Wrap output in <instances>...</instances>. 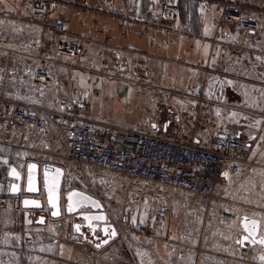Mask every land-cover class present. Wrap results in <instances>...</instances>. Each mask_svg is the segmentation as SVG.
Instances as JSON below:
<instances>
[{
    "label": "built area",
    "instance_id": "2783aa9c",
    "mask_svg": "<svg viewBox=\"0 0 264 264\" xmlns=\"http://www.w3.org/2000/svg\"><path fill=\"white\" fill-rule=\"evenodd\" d=\"M6 1L0 0V141L24 140L39 148L28 151V157L61 166L62 194L76 188L104 205L116 194L134 190L155 198L157 222L169 217L178 203L185 219L176 222L174 255L157 260L151 253L154 264H264L263 244L238 243L246 234L243 215L258 220L256 237L264 240V121L248 134L231 124L205 135L187 133L183 127L157 131L150 123L146 130L107 121L96 128L89 114L90 88L69 85L68 93L58 94V76L79 66L84 48L78 39L65 37L63 19L48 16L53 0H17V9H8ZM178 13V0H159L160 19L173 21ZM225 18L238 32L217 36L219 52L239 53L260 42L264 58V21L232 8ZM83 72L88 83L99 76L91 64L83 66ZM260 86L249 90L256 94L264 89ZM134 180L142 187H135ZM8 188L0 182V207L9 203L22 214L21 194ZM50 220L47 216L50 224L34 226L23 241L33 243L54 228L52 234L59 240L73 230L72 223L62 231L60 223ZM137 231L149 230L140 225ZM123 244L119 249L132 247L140 264L136 252L145 246L126 240Z\"/></svg>",
    "mask_w": 264,
    "mask_h": 264
},
{
    "label": "crops",
    "instance_id": "0c3cea01",
    "mask_svg": "<svg viewBox=\"0 0 264 264\" xmlns=\"http://www.w3.org/2000/svg\"><path fill=\"white\" fill-rule=\"evenodd\" d=\"M52 3L48 16L63 19L66 26L65 37L78 39L84 48L79 66L58 76L57 83L61 84L58 94L68 93L69 85L90 88L89 114L96 128L101 121H107L145 130L150 123L157 131H174L176 127H183L187 133L201 132L197 127L200 123L193 119H187L195 121L191 124L181 119H178L179 124L177 120L176 124L173 123L169 114L174 109L168 108L167 103L174 99L177 103L190 99L199 103L202 100V96L197 99L195 96L186 97V94L190 96L186 90L206 86L205 76L213 69L211 64L222 58L215 46L221 40L217 36L238 32L236 25L225 18L229 9H237L242 14L264 21V0H179V14L173 21L159 18V0H53ZM6 6L8 9H17L19 2L7 0ZM89 64L94 66L99 75L92 83L87 82V75L83 72V66ZM61 71L58 68V73ZM233 123L231 125L240 126ZM36 150L39 148L31 147L21 139H15V143L0 142V182L5 188L10 182L7 177L9 166L20 168L30 159L36 160L40 165L43 163L38 158L28 157V151ZM4 161L7 163H3ZM105 210L116 228L118 238L123 237V242H133L131 244L135 247L145 244L148 249L150 247L157 260L173 257V243L167 246L160 242L153 244L146 240V234L133 241L130 237L133 232L127 226L136 223L130 218L124 219V216L116 218L110 215L108 207ZM45 211L47 213L49 209L45 208ZM24 212H14L9 203L0 207V264H61V259L66 260L68 257L60 252L64 249L62 241L52 234L57 228L50 229V232L42 234L33 243L23 241L24 236L39 225L34 222L37 215L34 210L30 209L27 216ZM71 219V216L63 212L60 217L50 221L60 223L59 229L66 231V224ZM165 219L162 222L163 235L166 236L169 230L170 235L175 233L174 239L178 238V232H175L177 228H173V218ZM45 223L50 224L47 218ZM82 230L93 242L84 240L74 230L68 231L70 234L67 238L74 244V248L67 252L70 264H80V260L75 257L80 252L83 253L82 250L89 255L97 253V263L124 264L123 260L119 261L114 257H110V260L100 258L102 252L112 249L111 243L114 240L98 248L96 244L102 238L99 231L90 236L88 229ZM158 247L162 248L160 250L172 247V251L169 256H162L158 253ZM72 256L73 259L70 258Z\"/></svg>",
    "mask_w": 264,
    "mask_h": 264
},
{
    "label": "rangeland",
    "instance_id": "374dc122",
    "mask_svg": "<svg viewBox=\"0 0 264 264\" xmlns=\"http://www.w3.org/2000/svg\"><path fill=\"white\" fill-rule=\"evenodd\" d=\"M262 49L261 43L257 42L251 47V49H243L239 53L223 54L222 58L216 60L215 64H211L213 69L207 76H205L207 79L205 87H200L199 89H197V87L189 88L186 90L190 95L187 96L186 94V97L195 96L197 99L199 96H202V100L199 101V103L195 99L179 103L175 102L174 99L167 103L168 108L174 109V112L169 114V117L173 118V123L177 120V124H179L178 119L184 120L188 124L195 123L196 121L197 123H200L197 127L201 132L195 134L204 135L207 132L213 131L216 126L232 124L233 122H235L233 124L240 125V127L242 126L241 128L246 130L247 134L256 132L258 127L263 125L262 122L264 121V119H259L260 116L264 115V89H258L255 94L249 90V86L257 85L258 87H262L260 84H264V58L263 55L260 54ZM177 93L178 95H181L179 94L180 92ZM252 102L254 103V106L250 105ZM195 108L197 112H194ZM189 117L193 118L195 121H188L187 119H189ZM185 130L187 131V129ZM0 142L5 143L3 141ZM132 184L135 187H142V185L136 182V180L132 181ZM175 195L178 196L174 193V196ZM154 199L155 198H152L147 194L137 193L136 191L131 190L116 194V197L113 196L109 200L104 201V204L111 212L110 215H113L116 218L124 216V219L130 218L133 223H136L135 225L128 224L127 226L128 230L133 232L130 234L133 241L134 238H143V236H140L142 234L137 231L138 226L141 224L146 226L147 230H149L148 233L144 235L146 240L152 241L153 244L160 242L166 246L168 244L172 245L175 233L170 235V231L168 230V236L167 233L166 236L163 235L162 226H164V224L162 225V222H157L155 219L153 205L156 201ZM179 208L180 205L175 203V206L171 207L168 214L169 217L166 218L169 220L171 217L173 218V228H177L178 219H185V216H183L182 211H180ZM187 216L191 218L190 214H187ZM169 224H172L171 221H169ZM124 231H126V229ZM124 233L125 232H123V234ZM63 237L64 238L59 239L62 241L63 244H61V246L64 248L61 249L60 252L69 256V253L67 252L71 249V243L66 242H71V240L68 239L69 235L68 238L65 235ZM120 243L123 246L125 245L123 244V237L117 238L111 243V248L113 250H109L112 252L116 251V256L119 255L115 258L121 261V252L126 260L133 261V264H137L134 260L133 252L129 250H132L133 248L130 247L125 250L119 249ZM144 245L145 244H143V246ZM160 249L162 248L158 247V253L162 256H169L172 251V247L164 248V250ZM174 252L175 250L172 251L173 254ZM88 256L89 255L86 254L84 257L79 256L80 264H83V262H85L84 264H100L102 262H94ZM68 258L66 260L61 259L63 260L61 264H70ZM70 258L73 259L74 257L72 256ZM75 259L78 258L75 257ZM139 259L144 264H150L151 262V256L144 251L140 254ZM122 262L127 264L125 261Z\"/></svg>",
    "mask_w": 264,
    "mask_h": 264
},
{
    "label": "water",
    "instance_id": "95a60500",
    "mask_svg": "<svg viewBox=\"0 0 264 264\" xmlns=\"http://www.w3.org/2000/svg\"><path fill=\"white\" fill-rule=\"evenodd\" d=\"M31 165H35V168L32 169V189L29 191V168ZM13 169H15V174L13 173ZM48 172V179H49V187H51L53 179L57 177V170H59L58 176V186L57 191L54 193V198L56 199L57 208H52L49 204L48 197V189L44 185V174L45 171ZM7 177L10 179L9 182V193H20L21 194V205L25 210V216L29 215V210L32 209L36 212V218L34 220L37 224H44L46 221L47 216L50 218H58L65 212L66 215L71 216V222L73 224V230L78 232L82 235L84 240L88 242H93V240L88 236L85 235V232L82 229H88V233L90 236H94L96 231H99V235L102 236L100 242L96 244L98 248L106 245L110 241H112L116 235L117 231L113 223L109 220L107 216V212L102 204V202L81 191L76 188H73L66 193L62 194L61 192V184L63 179V168L57 164L43 162L41 165L36 160L30 159L26 162L25 166H21L17 168L14 165L9 166ZM15 188V191L13 189ZM70 193H78L82 197H87L88 202L83 206L85 209L79 211L81 208H77L72 212H69L68 209V195ZM77 197H73V201H75ZM25 201H29V204L26 206ZM95 202L99 205V207H95L92 202ZM39 205V206H36ZM45 208H48L49 211L46 213ZM58 211V215H53V212ZM74 215V216H73ZM85 216L88 217H104L103 220H86L84 219ZM247 218V220H245ZM91 224V228L89 227ZM241 224L245 229V224L248 226V231H245L246 234L241 236L239 241L244 242H259L262 240L256 237L257 230L259 227V222L257 219L248 218L247 216L243 215L241 217ZM77 226H79V231H77ZM107 230V232L105 231ZM115 232V236H112L111 233ZM251 233V235H249ZM247 237L245 240L244 238ZM264 245V244H263Z\"/></svg>",
    "mask_w": 264,
    "mask_h": 264
},
{
    "label": "snow or ice",
    "instance_id": "6c2138e0",
    "mask_svg": "<svg viewBox=\"0 0 264 264\" xmlns=\"http://www.w3.org/2000/svg\"><path fill=\"white\" fill-rule=\"evenodd\" d=\"M3 163H7V161H4ZM35 168V165H31L29 168V191L33 190L32 189V175H31V171L32 169ZM13 173L15 174V169H13ZM227 175V174H225ZM58 176H59V170H57V177L53 179L52 185L51 187H49V179H48V172L47 170L45 171L44 174V185L45 187L48 189V193H49V197H48V201L49 204L51 205L52 208H57V203H56V199L54 198V193H56L57 191V186H58ZM13 191H15V188L13 189ZM77 197V199L75 201H73V197ZM69 203H68V211L72 212L77 208L83 207L87 202H88V198L87 197H82L80 196V194L78 193H70L67 197ZM25 205L27 206L29 204V201H25L24 202ZM93 205L95 207H99L98 204H96L94 201L92 202ZM39 206V205H36ZM58 211L53 212V215H58ZM84 219L86 220H103L104 217H88L85 216ZM245 220H247V218H245ZM89 227L91 228V224H89ZM77 231H79V226H77ZM107 232V230H105ZM245 231H248V226L247 224H245ZM112 236H115V232L113 231L111 233ZM249 235H251V233H249ZM245 240L247 239V237L244 238ZM238 243H241V245H243V241H238ZM261 244H264V240L260 241ZM261 259H264V257H262Z\"/></svg>",
    "mask_w": 264,
    "mask_h": 264
},
{
    "label": "bare ground",
    "instance_id": "6f19581e",
    "mask_svg": "<svg viewBox=\"0 0 264 264\" xmlns=\"http://www.w3.org/2000/svg\"><path fill=\"white\" fill-rule=\"evenodd\" d=\"M102 202V201H101ZM103 204V203H102ZM104 206V205H103ZM67 243H71L70 244V246H71V249H73L74 247V244L72 243V242H67ZM65 245H66V243H65ZM67 249H68V247H67ZM83 251V253L82 252H80V254H78L77 256L78 257H76V258H78V260H80L79 259V256H81V257H84V255H85V253L86 254H88L89 255V253L87 252V251H84V250H82ZM147 252L150 256H151V260H152V255H151V252L150 251H148V248H146V247H140V249H138L137 250V259L140 261V259H139V256H140V254L142 253V252ZM65 253V252H64ZM71 254V253H70ZM66 255V254H65ZM73 255V254H72ZM101 257L100 258H103V259H105V260H110L111 258H115V257H117V256H119V255H117L116 256V251L115 252H112V251H109L108 249L107 250H105L104 252H102L101 253ZM67 256V255H66ZM70 256V255H69ZM69 256H67V257H69ZM90 258L94 261V262H97V259H98V254L97 253H90ZM111 257V258H110ZM135 258V257H134ZM138 263H140V264H144V263H142L141 261L140 262H138ZM146 263V262H145ZM150 264H154V263H152V262H150Z\"/></svg>",
    "mask_w": 264,
    "mask_h": 264
},
{
    "label": "trees",
    "instance_id": "16d2710c",
    "mask_svg": "<svg viewBox=\"0 0 264 264\" xmlns=\"http://www.w3.org/2000/svg\"><path fill=\"white\" fill-rule=\"evenodd\" d=\"M178 4H179V0H178ZM179 7V6H178ZM179 14V13H178Z\"/></svg>",
    "mask_w": 264,
    "mask_h": 264
}]
</instances>
